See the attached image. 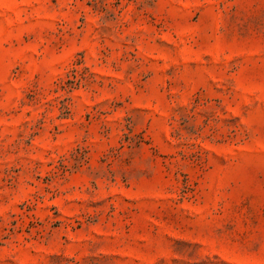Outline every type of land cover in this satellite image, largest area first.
I'll use <instances>...</instances> for the list:
<instances>
[{"label": "rangeland", "instance_id": "obj_1", "mask_svg": "<svg viewBox=\"0 0 264 264\" xmlns=\"http://www.w3.org/2000/svg\"><path fill=\"white\" fill-rule=\"evenodd\" d=\"M0 264H264V0H0Z\"/></svg>", "mask_w": 264, "mask_h": 264}]
</instances>
